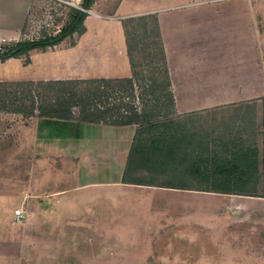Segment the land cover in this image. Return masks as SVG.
Listing matches in <instances>:
<instances>
[{
	"label": "crops",
	"instance_id": "0c3cea01",
	"mask_svg": "<svg viewBox=\"0 0 264 264\" xmlns=\"http://www.w3.org/2000/svg\"><path fill=\"white\" fill-rule=\"evenodd\" d=\"M34 1L0 0V45L4 49L21 40H34L24 33ZM105 1L94 0L86 11L84 31L67 37L73 38L70 44L65 38L47 48L49 52L33 50L28 57L0 60V82L50 80L36 79L32 74L37 64L46 65L49 60L57 68L71 70L87 64L99 71L95 76L99 78L129 77L123 21L153 14L176 115L247 106L264 98L254 0H117L109 11L101 12ZM86 47L92 48L90 53ZM85 52L91 55L90 60ZM76 78L80 77L54 79ZM78 124L98 130L99 138L91 144L86 134H55L45 124L38 129L37 121L39 140L35 141L34 136L27 149L31 157L42 156L39 172H35L36 161L34 172L27 173L26 178L0 177V264H69L67 256L74 253L67 247L92 244L75 232L69 236L68 231L78 229L77 223L35 220L51 215L50 209H154L152 196L167 192L162 187L122 183L136 126ZM95 145L100 147L103 159L119 157L122 168L118 179L79 180L89 163L93 167L103 164L92 153ZM11 188L12 203L7 201L4 205V194ZM140 194L149 200L140 198ZM22 198L26 199L27 209ZM84 199L89 201L86 208H77ZM14 205L22 211L20 220L15 218ZM202 209L196 214V222L206 230L202 238L204 249H209L205 264H264V193L206 192ZM193 234H188L189 243L199 239Z\"/></svg>",
	"mask_w": 264,
	"mask_h": 264
},
{
	"label": "rangeland",
	"instance_id": "374dc122",
	"mask_svg": "<svg viewBox=\"0 0 264 264\" xmlns=\"http://www.w3.org/2000/svg\"><path fill=\"white\" fill-rule=\"evenodd\" d=\"M55 1H34L24 27L25 34H29L33 39L38 35L40 37L56 35L57 33H54L56 26L68 22L72 7L59 6ZM254 1L260 64L264 73V0ZM116 2L117 0H106L101 5L100 11H109ZM139 17L125 18V21L134 18L133 21L127 23V32L131 45L135 46L134 60L145 69V67L148 68L145 65L148 64V61L144 58L146 51L157 54L152 66L159 63V43L155 37L153 14H146L144 20H140ZM72 41L73 38H67L66 43L70 44ZM86 48L85 50L90 53L92 48ZM45 51L49 52L50 50ZM65 56L67 57V54ZM85 57L88 60L91 59V55L89 56L86 52ZM36 66L32 72L36 79L92 78L99 72L92 67H87V64L77 70L57 68L51 60L46 65L37 64ZM9 97L7 96V98ZM220 110L185 115H176L174 112L170 118L175 121L190 141L196 144L199 142L207 144L208 151L203 155V158L208 164L214 153L220 159H226L229 158L228 151L242 148L249 149L248 155L256 154L257 162L263 161L264 98L247 106H227ZM36 123V118L0 111V177L12 179L22 175L26 178L27 173L34 172L33 164L36 161L37 170L35 172H39V167H41L39 159L42 156L37 154L31 157L27 149L29 141H32L34 136L35 141L39 140L36 138ZM49 130L55 134H86L91 144L101 134L90 126L72 122L52 124ZM93 148L92 153L95 154V160L99 162L103 160V164L93 167L89 165L90 160L86 158V162L89 164L79 180L85 182L103 178L118 179L122 168L119 157L103 159L100 157V147L95 145ZM107 174L108 177H106ZM183 176L184 180H188L189 187L201 190L166 188L167 192H159L152 196L151 201L154 209H50L51 215L35 220L77 223L79 225L77 230L68 231L69 236L75 232L77 236L82 235L84 239L92 241V244L90 242L83 246L67 247L69 252L74 253L67 256L71 264H205V253L209 249H204L202 238L205 236L206 230L202 223L196 222V219L199 218L198 215L196 217V214L203 212L202 206L205 203V193L208 192L205 190L208 185L198 182L190 176ZM133 177L145 181L155 179V184H163L171 179L169 174L154 176L144 170L136 171ZM153 187L159 188V186ZM258 187L259 193L263 194L264 181ZM11 195L12 188L4 194V205L7 201L12 203ZM140 198L149 200V197L141 194ZM22 199H24L22 200L24 209H27L26 199ZM88 203L87 199L80 200L77 208H86ZM165 205L170 206V209H162ZM178 206L181 209H177ZM193 206L199 207V209H192ZM13 207L17 209V206ZM186 207H191V209ZM30 210L28 209L27 213ZM26 220L27 217L24 221ZM92 226L95 227L94 230H92ZM194 228L196 230H193ZM189 232L191 236H194L193 232L196 233L199 239L189 243L187 238ZM75 253L78 255L76 256Z\"/></svg>",
	"mask_w": 264,
	"mask_h": 264
},
{
	"label": "trees",
	"instance_id": "16d2710c",
	"mask_svg": "<svg viewBox=\"0 0 264 264\" xmlns=\"http://www.w3.org/2000/svg\"><path fill=\"white\" fill-rule=\"evenodd\" d=\"M93 3L94 0H83L84 11L71 8L68 22L56 35L21 40L0 50V60L28 57L30 51L52 48L72 34L82 33L86 11ZM139 18L144 20L146 15ZM133 20L123 21L131 68L129 77L0 82V111L36 118L38 129L44 124L50 127L66 122L136 126L122 177L125 184L201 190L188 186V180L183 179L187 175L207 184L208 192L258 194V186L264 181V160L257 162L256 154L248 155L249 149L242 148L228 151L226 159L214 153L208 164L203 158L207 144L190 141L170 118L175 112L174 98L158 24L153 16L159 63L152 66L157 54L146 51L148 68L144 69L134 60L135 46L131 45L127 32V23ZM138 170L154 176L169 174L171 179L155 184V179L133 177Z\"/></svg>",
	"mask_w": 264,
	"mask_h": 264
},
{
	"label": "built area",
	"instance_id": "2783aa9c",
	"mask_svg": "<svg viewBox=\"0 0 264 264\" xmlns=\"http://www.w3.org/2000/svg\"><path fill=\"white\" fill-rule=\"evenodd\" d=\"M82 1L83 0H56V4L59 5V6H64V7H72V8H76V9H79V10H83L84 9L82 8ZM63 25H57L56 26V31L54 33H59L61 28H62ZM43 36L40 37V35L36 36L35 39H40L42 38ZM34 39V40H35ZM4 48L0 45V50H3ZM14 214H15V218L16 220H20L22 217H23V214H22V211L20 209H17L14 211Z\"/></svg>",
	"mask_w": 264,
	"mask_h": 264
}]
</instances>
